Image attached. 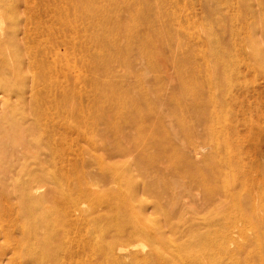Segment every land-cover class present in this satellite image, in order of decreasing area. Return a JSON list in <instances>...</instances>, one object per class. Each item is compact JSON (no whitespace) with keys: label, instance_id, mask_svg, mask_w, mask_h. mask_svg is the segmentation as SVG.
Wrapping results in <instances>:
<instances>
[{"label":"rangeland","instance_id":"rangeland-1","mask_svg":"<svg viewBox=\"0 0 264 264\" xmlns=\"http://www.w3.org/2000/svg\"><path fill=\"white\" fill-rule=\"evenodd\" d=\"M78 1L0 0V32L29 35V50L56 67L74 61L78 123L64 122L65 105L62 117L52 108L43 120L60 123L65 192L56 200L48 186L44 197L21 187L48 132L27 134L30 157L18 143L10 159L0 153V264H120L143 257L149 235L162 232L164 247L184 253L219 248L209 264H264V235L251 237L264 216V0H92L85 11ZM0 53V95H12L0 109V141L22 139L10 126L50 94L29 92L39 73L23 60L29 52L9 44ZM91 206L88 221L82 209ZM222 220L231 233L209 230L191 251L188 239ZM190 227L197 235L178 233Z\"/></svg>","mask_w":264,"mask_h":264},{"label":"bare ground","instance_id":"bare-ground-1","mask_svg":"<svg viewBox=\"0 0 264 264\" xmlns=\"http://www.w3.org/2000/svg\"><path fill=\"white\" fill-rule=\"evenodd\" d=\"M91 1L92 0H86V3L84 5H83L84 0L78 1V3L76 4L75 9L79 10V11L88 10L89 6H93ZM243 1H247V0H243ZM123 23H124V21H123ZM149 31H150V29H149ZM149 31L147 33H145V35H144L148 39L151 38V36L149 35L151 32H149ZM13 35L14 36H10L9 34H7V32H5V33L0 32V50L5 49L7 47L9 48V44H10L11 47H14L16 50H18V52H22L23 51L24 52L23 55L25 54V52H29L28 54H25L27 57L23 58V60L27 61V62L31 61L34 64L36 63L37 67L39 68V73L34 76L32 84L29 85V87H28L29 88V92L33 96L34 94L40 92V90L43 91V89H44V91L46 93L50 94V95L46 96L45 98H38L37 103L35 105H32L31 107L29 106V108L26 110V112H24L25 115H22V119L13 122V124H15V125H13V127H14L13 129H12V126H10L11 130H21L24 136H23L22 139L21 138L20 139L15 138V137H13V135H5L4 137H2L1 141H0V153H1V155L4 156V158L7 157V156L9 158V156H11V155L13 157L14 156V151H13V149H10V147H14V146L18 147L19 145H21L20 149L22 148V150L24 152L26 150L25 153H28L27 152L28 149H30L32 151V150L35 149V147L34 148H30L31 144H29L28 143L29 140L26 139L27 134L30 133V131H32L33 129H35L34 132H36V127L37 128L42 127L44 129V131L48 132L46 134V137H45V135L43 133V137L45 138V139L44 138L43 139L45 141L40 143V144L38 143L39 145L36 146L37 149H36V151H34L35 153L33 154V152H32L33 157L35 158L34 160L36 161V162H34V164L36 163L37 166L34 165L35 166L34 167L33 164H32V167H30L28 165L29 164L28 163V159L29 158L27 159V163H28L27 165L28 166L26 165L24 167L25 169L24 168L23 169L27 171L26 173L29 175V179H27L24 182L25 185L21 184V185H23L21 187L23 188L24 186H26L27 189H30L33 192L34 195L39 194V195H41V197H44L45 195L41 194L40 192L43 191L42 188L44 186H46V187L48 186V188H50L49 193L52 194L51 197L54 200H56L57 196L60 193L64 194L63 191L65 192V190L62 189L63 188L62 184L59 182L60 175H63V174H61V171L64 169L63 168L64 165L63 166L62 165L59 166L60 162H58L57 159H56V157L58 155L57 154L58 152H57V149H56L57 146H58V140L56 139V135H57V130L59 129L60 123H58V121H55L52 124V122H47V121L43 122V120H48V121L51 120L48 117H50V111H51L50 109H52V108H56L57 111L55 113H57V114H58V111H59V113H60L59 118L62 117V113L60 112V110H61V107L65 105V106H68L66 108L67 109L66 110V112H67L66 117L68 118V120L64 121V122L68 123V125L71 126V127H77L78 126V123H77V126H76V123H74L75 117H77V111H76V109H77V98H76V86H75L76 85V79H77L76 67H75V64L73 63L74 62L73 60L69 61L67 63V67L66 68L62 67V66H60V68L58 66L56 67L52 61H47L46 60L48 57H47V55L44 52L42 53V51H41L39 53V51L36 50L33 53L32 52L33 49L29 50V42H30V36L29 35L26 34L24 36L25 40L22 37H19L18 33L13 34ZM16 53H17V51H16ZM8 57H10V56H8ZM55 57L56 58L53 59V61H55V62L60 60V58H61L59 53H56ZM18 58H20V57H18ZM20 59H22V58H20ZM69 60H71V58ZM11 62H12V60H11ZM34 64H33V66H34ZM22 67H24V66L22 65ZM27 70H28V68H27ZM35 70H37V69H35ZM25 71H26V69H25ZM19 76L20 75H18V78H19ZM13 77L15 78V76H13ZM20 77H22V76H20ZM22 79H25V78H22ZM27 80H26V82H27ZM21 84H23V83H21ZM99 89L101 91L104 90L103 93L109 92L108 91V87H105L103 85ZM27 92H28V90L24 91V93H27ZM1 93H2V95H0V109L2 110L3 109L2 105L6 103V100H8V99L12 100V95L11 94H6L5 92H1ZM134 95H138V94H134ZM21 97L22 98L20 100H23L25 96L21 95ZM29 97H30V95H29ZM29 102L30 101H28L27 103H29ZM27 103H26V105H27ZM21 105H22V103H21ZM24 107H25V105H24ZM17 108L19 109L20 106L17 107ZM11 113H12V111H10V115L8 114V116L11 117ZM8 116H6V117H8ZM6 117H4L6 120H8V119L10 120V118H6ZM4 123H6V122L4 121ZM9 125H11V124H9ZM70 130L73 131L72 128ZM74 130H76V128ZM58 131H60V130H58ZM62 132H63V130H62ZM62 132H59V133H62ZM30 134H35V133L31 132ZM64 137L67 138V136H65V135H64ZM28 138H31V137H28ZM32 138H34V137H32ZM58 138H59V136H58ZM35 140H37V139H35ZM32 141L35 144L34 139H32ZM36 142H39V139ZM16 144L18 146H16ZM72 145H73V143H71V146ZM72 151H73V149H72ZM10 152H12V153H10ZM72 155H74L73 152H72ZM27 156H29V153L27 154ZM30 156H32V155L30 154ZM19 160H22V159H19ZM24 160H26V159L24 158ZM32 161H33V159H32ZM62 162H63V160L61 161V164H62ZM8 165L11 166L10 163ZM8 165L5 166V168L8 169L9 168ZM21 166H23V165H21ZM71 166H69V169H70ZM9 171H7V172H9ZM22 171L23 170L21 168V172ZM23 173H24V171L22 172V174ZM222 173H223V169L220 166H217L216 168L213 169V171H212V176L213 177H211V178L213 180H218L222 176ZM6 174H8V173H6ZM21 187H19V190L22 189ZM45 190H46V188H45ZM69 190H71V189H68V191ZM229 194H231V195H229V197H230V199H232L234 197V194L233 193H229ZM227 195L228 194H225V196H223V198H222V196H218L217 195L218 198H217L216 201H218V203H219L218 205L223 204V206H224V203H226V201H227V197H228ZM60 196H63V195H60ZM59 200H60V198H59ZM211 203H212V201H211ZM52 204H53V202H52ZM205 204L207 205V203H205ZM49 205H50V203H49ZM52 206H56V205L53 204ZM93 209H94V207H92V206L90 208H88V209H82V211H84L83 214L87 215L86 217H87L88 221L93 219V216L91 215V213L94 211ZM262 215H260V216L257 215L256 216V222H258V223L256 225H254L255 229H254L253 235L252 236L249 235L251 237H254L255 240L259 236L264 235V216H262ZM42 223H43V218H41L40 224L38 223V225H42ZM55 223L58 224V222H55ZM34 226L37 227V225H34ZM207 227H208L207 228L208 234L206 232L205 235L198 236V237L194 238V240L193 239L191 240L189 238L188 239L189 243L188 244L185 243V245L187 244V246L189 248L190 247L191 248H195L196 246H202V245L206 244L205 240L208 237L207 235H211V234H209V230L210 231H212V230L218 231L219 230L222 233H227V232L231 233V231L229 229L232 227V224H229L228 222L222 220V222L218 221V222L208 223ZM170 228L171 227H169V229ZM203 230H205V229H203ZM194 231H195V228L190 227L189 230H178V233H180L182 236H184L185 233H186V235H190L191 236V234H193ZM168 232L172 233V232H175V231H173L172 228H171V230H169ZM149 233H150V231H149ZM244 233H245V231L242 230L241 234H244ZM195 234H196V231H195ZM141 235H143V233ZM161 235L162 236H160V234L159 235L158 234L154 235V233L153 234L151 233V235H149V237L152 239V242H154V244H151V247L149 249L147 248V251L144 250L146 252H144V256L143 257H138L137 254H134V255H131V257H129L128 259H123L120 264H142V263H144V264H209V261H208L209 256L211 258L212 254H217V253L220 254L221 253L219 248H213V247L209 248L208 251L206 249V251H201V252H187V253H184L181 250H176L177 247H175L174 245H173L172 248L171 247H164L165 246L164 245L165 242L163 241V238L166 241L170 242V245H171V240L165 234V232H162ZM130 237H135V235L133 234ZM130 237H129V239H130ZM210 239H211V237H210ZM155 242H157V243L155 244ZM129 246H130V244H126L125 247H123V249L127 250ZM176 246H178V245H176ZM203 248H206V247H202L201 249H203ZM214 249H216V250H214ZM195 250L197 251L198 249H195ZM191 251H192V249H191ZM142 259L144 260V262H141Z\"/></svg>","mask_w":264,"mask_h":264}]
</instances>
